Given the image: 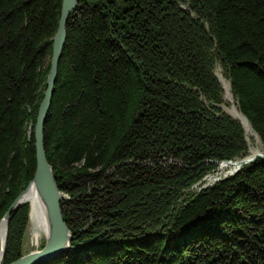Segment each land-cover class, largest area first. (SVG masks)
Wrapping results in <instances>:
<instances>
[{
  "label": "trees",
  "instance_id": "16d2710c",
  "mask_svg": "<svg viewBox=\"0 0 264 264\" xmlns=\"http://www.w3.org/2000/svg\"><path fill=\"white\" fill-rule=\"evenodd\" d=\"M63 0H0V222L33 179ZM264 0H81L44 126L69 251L41 264H264ZM30 205L10 216L5 264ZM44 246V244H43ZM42 246V247H43Z\"/></svg>",
  "mask_w": 264,
  "mask_h": 264
},
{
  "label": "water",
  "instance_id": "95a60500",
  "mask_svg": "<svg viewBox=\"0 0 264 264\" xmlns=\"http://www.w3.org/2000/svg\"><path fill=\"white\" fill-rule=\"evenodd\" d=\"M80 1L81 0H63L62 3L58 30L53 39L47 88L39 107L37 121L34 128L37 167L33 179L14 200L1 220V222L5 223V235L4 238L0 239V264H5L6 260L10 216L19 207L27 204L23 202L22 197L27 189L33 185L37 188L39 196L47 207L49 229L45 233V244L42 249L25 254L10 264H40L69 251L71 247L73 239L72 232L64 220L61 209V204L67 197L59 190L53 167L47 160L44 146V126L52 105L55 85L58 78V67L63 57V51L66 44L67 23L70 17L76 12ZM263 156L262 153L253 154L244 160L230 161L227 163L234 162L237 165L238 171L241 166L251 163L257 158Z\"/></svg>",
  "mask_w": 264,
  "mask_h": 264
},
{
  "label": "rangeland",
  "instance_id": "374dc122",
  "mask_svg": "<svg viewBox=\"0 0 264 264\" xmlns=\"http://www.w3.org/2000/svg\"><path fill=\"white\" fill-rule=\"evenodd\" d=\"M216 74L219 77L221 83L223 84L224 87V104L222 105V108L228 113L230 114L232 117L240 120V111H239V107H238V103L237 100L235 98V96L233 95L232 91H231V85L229 80L225 77L223 70L221 68V66H217L216 69ZM247 120V119H246ZM246 131V138L248 141V144L250 146V152L251 154H260L262 152V143L258 137V135L252 130L249 122L247 121V124L242 122ZM235 170H232L231 168H224L222 169L220 166L217 170V172L210 174L207 176L206 181H204L202 184H198L195 187V190H200V188L210 185L212 182H214L217 179L220 178H225L227 176H230L234 173ZM44 234H42V240H41V244H40V249H42L44 246L43 244H45V238H44ZM43 246V247H42ZM39 249V250H40ZM30 252H33V248H32V244H31V224H30V220H29V226H28V230L26 233V237H25V245H24V253L28 254Z\"/></svg>",
  "mask_w": 264,
  "mask_h": 264
},
{
  "label": "bare ground",
  "instance_id": "6f19581e",
  "mask_svg": "<svg viewBox=\"0 0 264 264\" xmlns=\"http://www.w3.org/2000/svg\"><path fill=\"white\" fill-rule=\"evenodd\" d=\"M239 116L242 122L247 124L246 118L241 113ZM220 167L222 169L231 168L232 170H235L237 168V165L234 162L223 163ZM22 200L23 202L29 204L31 208V211H30L31 244H32L33 251H37L40 249L42 234L46 233L49 229L47 207L45 206L43 200L39 196L37 188L34 185L30 186L27 189L24 196L22 197ZM4 235H5V223L0 222V239L4 238ZM44 238H45V235H44ZM0 258H1V254H0Z\"/></svg>",
  "mask_w": 264,
  "mask_h": 264
}]
</instances>
